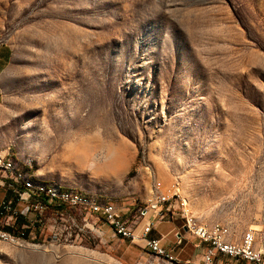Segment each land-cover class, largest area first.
<instances>
[{"label":"rangeland","instance_id":"374dc122","mask_svg":"<svg viewBox=\"0 0 264 264\" xmlns=\"http://www.w3.org/2000/svg\"><path fill=\"white\" fill-rule=\"evenodd\" d=\"M0 42V158L132 233L185 207L264 252V0H0ZM63 214L58 240L49 209L2 264H171L85 206ZM180 258L203 264L193 244Z\"/></svg>","mask_w":264,"mask_h":264},{"label":"built area","instance_id":"2783aa9c","mask_svg":"<svg viewBox=\"0 0 264 264\" xmlns=\"http://www.w3.org/2000/svg\"><path fill=\"white\" fill-rule=\"evenodd\" d=\"M0 187L10 193V197L0 202V228L8 229L19 235L33 233L36 228L46 224L45 214L47 210H55L53 230L50 238L58 240L57 230L64 225L65 208H76L70 204H60L58 200H52L47 196H39L25 192L19 187V180L13 179L10 172L0 165ZM176 196L174 186L167 188L157 196V203H165ZM94 216L104 220L111 228L113 234L118 237L128 238L131 241L143 240L145 245L158 256L163 257L171 264L180 262L167 249H164L158 238H146L152 230L154 223L149 222L143 227L141 233L135 234L130 231L126 222L119 214L117 208L105 207L101 209H88ZM183 228L185 233L197 241L196 247L202 249L203 264H212L218 258H230L234 261H245L249 264H264L263 251L255 247L256 231L248 227L237 238L228 225L209 223L192 214L185 207L181 208ZM182 239L177 237L176 244ZM5 254L3 250H0ZM189 264L190 261H185Z\"/></svg>","mask_w":264,"mask_h":264},{"label":"crops","instance_id":"0c3cea01","mask_svg":"<svg viewBox=\"0 0 264 264\" xmlns=\"http://www.w3.org/2000/svg\"><path fill=\"white\" fill-rule=\"evenodd\" d=\"M11 57H12V48H11L10 44H8L6 42H0V97L2 95V88H1L2 73L4 72V70L6 69L8 64L10 63ZM0 189H2V191H3V195L0 198V202H1L2 199L8 197L9 192H7L2 187H0ZM163 213H161V216L163 215ZM150 219L152 221H154V226H153L152 230L146 235V238H158V239H160L161 245L164 248H166L167 250H170L172 252V254L175 256V258L178 259L179 261H181L180 254L183 252L184 247L186 245L193 244V246L196 247L194 239L189 237L185 233V231L184 232L182 231L183 223H181L178 226L179 220L177 218L175 219V217H174V219L163 221L161 219H155L154 220V217L152 218V215H150L145 220L150 221ZM171 224H173V225L170 226ZM162 225H164V226L166 225L164 228H166L167 225H169V227H168V229H166V231H161L160 227ZM171 234L173 236L172 238L170 237ZM178 236H180V238L182 239V243L179 245L176 244V240H177ZM171 244H176V246L171 247ZM3 249H4V247H3ZM187 260H190V258H185L183 260V262L187 261Z\"/></svg>","mask_w":264,"mask_h":264},{"label":"trees","instance_id":"16d2710c","mask_svg":"<svg viewBox=\"0 0 264 264\" xmlns=\"http://www.w3.org/2000/svg\"><path fill=\"white\" fill-rule=\"evenodd\" d=\"M6 159L11 160L16 165V163L13 159H10V158H6ZM16 169L20 173H22L24 178L19 179V178L14 177L13 175H12V178L19 180V187H22L26 192H30V193H33V194H36L39 196H47L48 198H51L52 200H58L60 204H70V206H85L88 209H92L90 206V203H92V202H90V201H92L93 199L88 198L86 196H83L84 198H86L85 200H82V201H79L76 203H72L70 201L69 197H73V196L72 195L69 196V194H66V193H71V192H62L61 188L56 186L55 184H52V182H50L48 184L47 183L37 184L35 181H32L30 179L29 175H26L24 172H22L18 168L17 165H16ZM49 190H52L55 193V195H51ZM71 194H73V193H71ZM64 195H67L68 198H63ZM94 201H96V200H94ZM4 230H6L10 233H14L15 235H17L18 237H20L22 239L26 240V238H27V235H19L18 233L10 231L8 229H4Z\"/></svg>","mask_w":264,"mask_h":264},{"label":"bare ground","instance_id":"6f19581e","mask_svg":"<svg viewBox=\"0 0 264 264\" xmlns=\"http://www.w3.org/2000/svg\"><path fill=\"white\" fill-rule=\"evenodd\" d=\"M1 164H2V167H5L10 172V174L13 175L14 177L19 178V179L24 178L22 173H20L16 169V165L11 160H9V159L3 160V158H1L0 159V165ZM49 192L51 195H55V193L52 190H49ZM63 198H68V196L64 195ZM69 199L72 203L82 201V200L74 198V197H69ZM90 206L92 209H101V208H105V207L113 208L112 206H110L108 204L102 205V204H97V203H90ZM5 245H12L14 247L22 248V247H25L27 244H26V241L24 239L18 237L14 233H10V232L0 228V250H3V247ZM2 260H3V254L0 251V264H2Z\"/></svg>","mask_w":264,"mask_h":264}]
</instances>
